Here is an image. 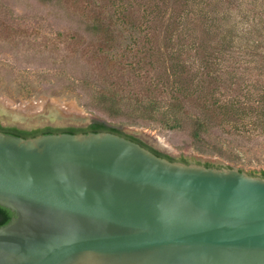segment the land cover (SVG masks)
<instances>
[{
  "label": "water",
  "instance_id": "water-1",
  "mask_svg": "<svg viewBox=\"0 0 264 264\" xmlns=\"http://www.w3.org/2000/svg\"><path fill=\"white\" fill-rule=\"evenodd\" d=\"M0 205V264H264L263 176L111 131L0 130Z\"/></svg>",
  "mask_w": 264,
  "mask_h": 264
},
{
  "label": "trees",
  "instance_id": "trees-1",
  "mask_svg": "<svg viewBox=\"0 0 264 264\" xmlns=\"http://www.w3.org/2000/svg\"><path fill=\"white\" fill-rule=\"evenodd\" d=\"M42 1L77 9L84 0ZM88 2L79 10L83 31L96 40L87 69L80 77L65 68L57 73L89 96L91 108L124 122L32 129L0 123L1 131L24 138L111 131L176 160L126 132L125 122L187 129L199 141L215 127L240 131L249 118L254 128L264 127V0H217L214 10L206 0ZM13 217L0 205V226Z\"/></svg>",
  "mask_w": 264,
  "mask_h": 264
},
{
  "label": "rangeland",
  "instance_id": "rangeland-1",
  "mask_svg": "<svg viewBox=\"0 0 264 264\" xmlns=\"http://www.w3.org/2000/svg\"><path fill=\"white\" fill-rule=\"evenodd\" d=\"M206 1L208 10L217 6V0ZM78 4L75 9L66 1L0 0L2 125L32 129L46 125L85 126L97 119L112 124L124 122L91 108L89 96L57 73L65 68L80 77L87 69L88 49L96 43L83 31L79 12L81 6L90 4L88 0ZM253 121L249 118L240 123L241 130L236 132L229 127H215L203 141L195 139L187 129L172 130L151 121L125 122L124 130L176 160L185 158L187 162L210 163L217 168L236 167L262 176L264 127L254 128Z\"/></svg>",
  "mask_w": 264,
  "mask_h": 264
},
{
  "label": "flooded vegetation",
  "instance_id": "flooded-vegetation-1",
  "mask_svg": "<svg viewBox=\"0 0 264 264\" xmlns=\"http://www.w3.org/2000/svg\"><path fill=\"white\" fill-rule=\"evenodd\" d=\"M47 126V125H46ZM52 126V125H51ZM87 125H85V126H77V127H86ZM55 127V126H54ZM66 127H68V126H61V127H59V128H66ZM136 136V135H135ZM138 137V136H137ZM139 139L140 140H142L144 143H146L147 145H149V146H152L153 148H155V149H158V150H160L159 148H157V147H155L154 145H152L151 143H149V142H147V141H145L144 139H142V138H140L139 137ZM144 146V145H143ZM146 147V146H145ZM148 148V147H147ZM151 150V149H150ZM160 151H162V150H160ZM162 152H164V151H162ZM165 153V152H164ZM180 161H182V160H180ZM187 162V161H186Z\"/></svg>",
  "mask_w": 264,
  "mask_h": 264
}]
</instances>
